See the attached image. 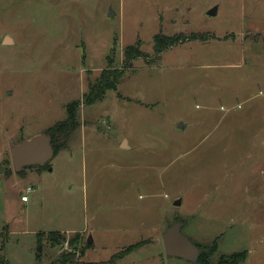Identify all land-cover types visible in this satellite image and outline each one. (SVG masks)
<instances>
[{
  "label": "rangeland",
  "instance_id": "obj_1",
  "mask_svg": "<svg viewBox=\"0 0 264 264\" xmlns=\"http://www.w3.org/2000/svg\"><path fill=\"white\" fill-rule=\"evenodd\" d=\"M157 35L208 41L157 56ZM138 41L146 57L85 104ZM74 108L49 165L16 173L12 147ZM0 173L8 264H194L165 252L177 221L207 264H264V0H0Z\"/></svg>",
  "mask_w": 264,
  "mask_h": 264
},
{
  "label": "trees",
  "instance_id": "obj_2",
  "mask_svg": "<svg viewBox=\"0 0 264 264\" xmlns=\"http://www.w3.org/2000/svg\"><path fill=\"white\" fill-rule=\"evenodd\" d=\"M200 39V40H199ZM208 41L205 38H200L197 36H184V35H175L173 37H165L163 35H157L154 38V52L157 56H161L166 50L179 45L180 43L189 42V41ZM146 55L141 51V42L138 41L136 45L128 46L124 50V60L121 68L112 69L111 64L113 63V58L108 60V66L104 70L97 80V82L89 87L88 93L84 95V101L87 105L95 104L105 98L107 93L112 90H116L123 79L126 72L134 69V63L142 58H145ZM76 111L75 108L68 112L67 119L55 125L49 130V133L53 137L54 148L57 152L62 148V143L66 141L69 135L76 129L77 123ZM49 165V164H48ZM47 165V166H48ZM45 167H39L45 169ZM50 168V167H49ZM48 168V169H49ZM26 169V168H25ZM24 169V170H25ZM24 170L20 173L23 174ZM1 174V173H0ZM8 233V232H7ZM53 237H60L53 235ZM40 238V236H39ZM50 240H53L50 238ZM216 246V244H215ZM201 249V256L199 259V264H207L204 257H206L205 250L198 246ZM248 253L240 252L230 255L229 257H222L218 264H243L247 259ZM68 260L61 259L57 264L67 262ZM0 264H8L3 258L0 257Z\"/></svg>",
  "mask_w": 264,
  "mask_h": 264
},
{
  "label": "water",
  "instance_id": "obj_3",
  "mask_svg": "<svg viewBox=\"0 0 264 264\" xmlns=\"http://www.w3.org/2000/svg\"><path fill=\"white\" fill-rule=\"evenodd\" d=\"M216 13L217 8L210 11L209 14L215 15ZM4 42L10 43V38L6 37ZM179 128L181 129V127ZM126 144L127 142L124 141L122 147L126 148ZM55 153L53 137L50 134L37 135L30 140L24 141L11 149L15 172L20 173L25 168L33 166L45 167L53 160ZM183 226L184 224L181 221H177L163 235L165 252L170 257L181 258L194 264H199L201 249L183 236ZM89 241L91 243L92 239ZM39 252H41V248H39Z\"/></svg>",
  "mask_w": 264,
  "mask_h": 264
},
{
  "label": "crops",
  "instance_id": "obj_4",
  "mask_svg": "<svg viewBox=\"0 0 264 264\" xmlns=\"http://www.w3.org/2000/svg\"><path fill=\"white\" fill-rule=\"evenodd\" d=\"M127 142V141H126ZM123 148V147H122ZM123 149H129V145H128V142L126 144V148H123ZM43 171H32V170H27L26 174L24 175L25 177H40V175L42 174ZM23 176V177H24ZM25 204L29 203V200L28 202H24Z\"/></svg>",
  "mask_w": 264,
  "mask_h": 264
},
{
  "label": "built area",
  "instance_id": "obj_5",
  "mask_svg": "<svg viewBox=\"0 0 264 264\" xmlns=\"http://www.w3.org/2000/svg\"><path fill=\"white\" fill-rule=\"evenodd\" d=\"M33 191V189L31 188V187H29L28 189H27V192L29 193V192H32ZM21 200H22V202H28V196L27 195H23L22 196V198H21Z\"/></svg>",
  "mask_w": 264,
  "mask_h": 264
}]
</instances>
